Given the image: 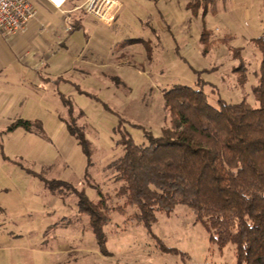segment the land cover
<instances>
[{
	"label": "rangeland",
	"instance_id": "374dc122",
	"mask_svg": "<svg viewBox=\"0 0 264 264\" xmlns=\"http://www.w3.org/2000/svg\"><path fill=\"white\" fill-rule=\"evenodd\" d=\"M119 1L122 12L113 26L72 12L73 30L66 33L62 13L37 9L45 25L32 38L24 34L16 43L0 33V59L32 58L50 77L69 71L40 79L37 97L22 107L37 117L40 132L19 127L0 133V264L235 262L234 245L210 243L184 204L157 213L151 232L133 219V207L115 211L124 200L116 195L122 182L108 164L122 155L125 133L142 143L145 131L158 136L169 125L164 92L173 85L201 86L212 105L218 98L257 105L251 88L261 53L254 39L264 32V0ZM18 84L15 75L0 76L1 87ZM73 118L90 142L89 164L69 135L66 121ZM55 179L69 187L54 185ZM72 188L93 202L100 193L108 197L103 248ZM152 234L178 252L161 251Z\"/></svg>",
	"mask_w": 264,
	"mask_h": 264
},
{
	"label": "trees",
	"instance_id": "16d2710c",
	"mask_svg": "<svg viewBox=\"0 0 264 264\" xmlns=\"http://www.w3.org/2000/svg\"><path fill=\"white\" fill-rule=\"evenodd\" d=\"M207 39L202 32L201 41ZM254 41L261 53L251 88L257 105L222 98L212 105L201 86L173 85L164 92L169 125L158 136L145 131L142 143L125 133L120 139L122 155L108 164L114 179L122 182L116 195L124 200L115 211L133 207V219L151 232L157 213L168 214L175 205L184 204L206 228L210 243L218 249L234 245L233 264H264V32ZM235 69L246 79L242 66ZM66 126L89 164L91 146L83 127L76 118L66 121ZM16 127L41 131L37 120L22 118L12 121L6 131ZM51 183L69 187L59 179ZM72 190L103 248V226L110 221L108 197L100 193L93 202L82 190ZM152 235L161 251L178 252Z\"/></svg>",
	"mask_w": 264,
	"mask_h": 264
},
{
	"label": "crops",
	"instance_id": "0c3cea01",
	"mask_svg": "<svg viewBox=\"0 0 264 264\" xmlns=\"http://www.w3.org/2000/svg\"><path fill=\"white\" fill-rule=\"evenodd\" d=\"M68 1H69L68 6L73 8L74 6H78L82 4L85 0H68ZM31 2L35 8V16L28 23L27 29L25 31L10 36L9 40L14 41V42L17 41L16 43H19L18 42L19 39H20V42L23 40L22 35L27 34L29 38H32V36H35L36 31H38L40 28L41 29L43 28V25L45 24L42 22L43 20L42 18H38L36 16L38 13L37 9H39L40 12L45 15H48L49 13L51 14L53 12H60L58 9L54 8L47 0H31ZM75 12L77 13L83 12L84 14H86L82 10L74 11V13ZM121 12L122 10L118 12L115 18V21L113 22L111 26L117 24L120 18ZM76 18L79 21L81 19L79 14H77ZM64 32H66L65 29H64ZM11 62L13 63L12 65H13V68L15 69L14 72L7 71V65H8L7 63L10 64ZM3 66H5V68ZM68 72L69 71L66 70L62 72V74L56 75V76L53 75L52 77L53 78L60 77V76L65 75ZM9 74L15 75L17 78V82H19V84L13 87H8V88H4L0 86V122L7 123L4 127L0 128V133L6 132L7 126L12 121L18 118H22V119L25 118L28 120L37 119L36 116L30 113L28 114L26 113L27 115H25L23 113V108L27 106L30 102H33V99L37 97V94H38L37 88H40V86L41 88L43 87L42 85H40V83L42 84L40 79H46V77L44 76H47L48 80L52 78L50 77L48 73L44 72V70H42V68L39 67L38 63H35L32 60V58L31 59L28 58L26 62H22L19 59L15 61L8 57L0 59V76L8 77ZM18 128L19 127H16L13 130L18 129ZM70 136L74 139L72 135ZM1 154L2 152L0 153V155Z\"/></svg>",
	"mask_w": 264,
	"mask_h": 264
},
{
	"label": "built area",
	"instance_id": "2783aa9c",
	"mask_svg": "<svg viewBox=\"0 0 264 264\" xmlns=\"http://www.w3.org/2000/svg\"><path fill=\"white\" fill-rule=\"evenodd\" d=\"M47 1L62 13L64 29L67 33L73 30V19L69 13L82 10L96 21L111 26L122 9L119 0H85L73 8H67L68 0ZM34 16L35 8L31 0H0V33L7 37L23 32Z\"/></svg>",
	"mask_w": 264,
	"mask_h": 264
}]
</instances>
